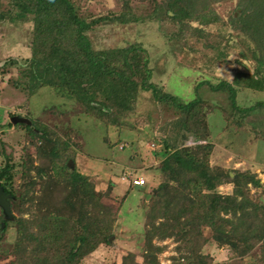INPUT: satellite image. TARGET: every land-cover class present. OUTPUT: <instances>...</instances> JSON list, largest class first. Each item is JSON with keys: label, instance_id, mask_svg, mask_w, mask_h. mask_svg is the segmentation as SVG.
Instances as JSON below:
<instances>
[{"label": "trees", "instance_id": "trees-1", "mask_svg": "<svg viewBox=\"0 0 264 264\" xmlns=\"http://www.w3.org/2000/svg\"><path fill=\"white\" fill-rule=\"evenodd\" d=\"M86 1L0 0V24L30 26V55L9 57L4 63L17 67L13 84L26 94L48 86L83 114L116 128L129 124L141 91H149L154 104L161 105L164 137H153L161 144L159 177L145 209L140 253L127 251L120 262L110 264H158L164 245L157 242L166 238L176 243L177 255L170 264H208L212 256L204 252L205 234L214 237L216 246H227L234 257L258 247L255 264H264V181L249 168L210 162L214 147L207 122L210 92L226 96L228 122L236 112L242 123L264 108V100L248 106L236 102L242 88L264 92V0H116V8L97 15ZM223 4L229 8L219 16L217 8ZM145 21L170 23L174 29L168 40L181 39L196 51L187 42L192 38L203 49H215L211 60L220 64L231 62L227 46H243L232 60V81L198 80L193 97L183 100L150 81L149 56L138 42L93 46L90 31L97 27ZM220 28L225 33L217 31ZM17 116L30 123L8 120L0 127L19 126L33 155L24 145L15 163L0 142V183L11 195L13 216L9 222L0 213V237L9 223L15 227L9 264H79L98 246L110 243L113 217L98 209L110 186L99 191L88 176L70 168L67 162H74L75 150L68 137L39 120ZM240 121L236 119V127ZM256 137L264 140V131ZM228 183L230 192H220L219 186Z\"/></svg>", "mask_w": 264, "mask_h": 264}, {"label": "rangeland", "instance_id": "rangeland-1", "mask_svg": "<svg viewBox=\"0 0 264 264\" xmlns=\"http://www.w3.org/2000/svg\"><path fill=\"white\" fill-rule=\"evenodd\" d=\"M85 4L96 15L117 7L116 0H87ZM228 8V4L219 6V16H224ZM173 29L168 22L160 24L145 21L124 25L107 23L90 31V37L96 48L138 42L149 56V66L153 70L150 81L159 91L183 100L193 97V86L198 80L218 81L225 78L232 81V60L239 56L238 52L243 50V46H227L225 50L231 62L220 64L211 60L215 49H203L192 38L187 42L197 48L196 51H190L181 39L168 40L167 35ZM30 30L28 23L6 21L0 24V124L11 121L14 115H26L56 129L63 138L68 137L70 146L75 150L74 162L71 160L69 165L88 176L97 190L105 191L110 186L98 205L99 213L113 217L110 243L98 246L79 264H110L120 262L121 256L127 251L139 254L145 209L159 177L156 165L161 157V144L154 141L153 137H164L160 128L163 116L159 113L161 105L154 104L149 91H141L136 113L131 116L129 124L116 128L83 114L48 86L40 87L33 94H26L25 90L13 84L18 77L17 67L4 63L9 57L23 59L30 55ZM215 30L210 25V31L215 33ZM225 30L217 29L222 33ZM218 48L221 49L220 45ZM207 97L212 104V110L207 115L209 141L214 147L210 162L240 170L249 168L264 181V140L256 137L257 133L264 131V108L249 114L242 123L241 113L236 112L231 114L228 122L223 110L228 106L226 96L222 92H210ZM236 100L239 105L248 106L256 100H264V92L242 88L237 92ZM236 119L241 123L239 127L234 124ZM28 141L19 126L0 127V142L3 143L4 153H11L15 163L24 145L28 147L27 152L33 155ZM1 146L0 143V150ZM3 159L0 153V164ZM136 177L144 179L143 186L133 185L131 179ZM19 183L20 177L17 174L14 185L17 187ZM231 186L230 183L224 184L219 186V190L228 193ZM260 199L264 201V194ZM1 232L0 264H9L13 259L11 249L15 239L14 223H9ZM204 241V252L212 256L208 264L259 262L258 247L243 257H234L227 246H216L214 237L205 234ZM157 243L164 245L157 254L158 264H170L171 257L177 255L176 243L170 238Z\"/></svg>", "mask_w": 264, "mask_h": 264}, {"label": "water", "instance_id": "water-1", "mask_svg": "<svg viewBox=\"0 0 264 264\" xmlns=\"http://www.w3.org/2000/svg\"><path fill=\"white\" fill-rule=\"evenodd\" d=\"M11 121H12V123H16V122L30 123L28 118L20 117L17 115H14L13 117H11ZM71 162H72L71 159L68 160V165ZM70 168H72V166H70ZM10 197H11V195L4 191V189L0 183V210H1L3 218L6 220H11L13 218L12 212L10 210V204H9V198Z\"/></svg>", "mask_w": 264, "mask_h": 264}, {"label": "built area", "instance_id": "built-area-1", "mask_svg": "<svg viewBox=\"0 0 264 264\" xmlns=\"http://www.w3.org/2000/svg\"><path fill=\"white\" fill-rule=\"evenodd\" d=\"M132 181V183L134 184V185H141V184H143L144 183V179L143 178H132L131 179Z\"/></svg>", "mask_w": 264, "mask_h": 264}, {"label": "crops", "instance_id": "crops-1", "mask_svg": "<svg viewBox=\"0 0 264 264\" xmlns=\"http://www.w3.org/2000/svg\"><path fill=\"white\" fill-rule=\"evenodd\" d=\"M221 187V186H220Z\"/></svg>", "mask_w": 264, "mask_h": 264}]
</instances>
